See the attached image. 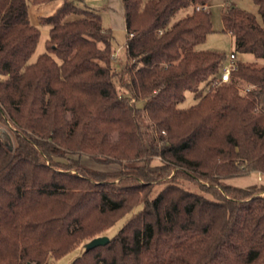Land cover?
<instances>
[{
    "label": "trees",
    "instance_id": "obj_1",
    "mask_svg": "<svg viewBox=\"0 0 264 264\" xmlns=\"http://www.w3.org/2000/svg\"><path fill=\"white\" fill-rule=\"evenodd\" d=\"M209 1L122 0L127 59L118 69L112 29L81 0L40 19L50 32L34 62L40 29L28 0H0V264L61 259L90 234L89 210L105 223L98 233L138 206L107 245L70 264H264V189L220 181L264 173V64L237 61L231 82L214 86L224 57L198 49L212 32ZM253 1L261 22L235 6L222 20L237 53L264 61V0ZM187 92L197 103L181 109ZM142 110L160 134L151 141ZM65 150L143 165L110 176L60 161ZM157 156L163 166L152 167ZM152 183L162 186L156 195Z\"/></svg>",
    "mask_w": 264,
    "mask_h": 264
},
{
    "label": "rangeland",
    "instance_id": "obj_2",
    "mask_svg": "<svg viewBox=\"0 0 264 264\" xmlns=\"http://www.w3.org/2000/svg\"><path fill=\"white\" fill-rule=\"evenodd\" d=\"M82 5L87 6H95V9L101 14L102 16V22L103 26L107 29H112L113 34V41H112V47L114 51V66L120 69L122 65L126 62V42H127V31L124 27V22L121 18L120 12L117 10V6L113 8L111 11L109 6V3L111 0H81ZM120 2V0H118ZM30 3V0H28ZM80 2V1H79ZM121 4V2H120ZM238 7L242 10L251 12L257 16L259 21L261 22V17L258 12V7L254 3L253 0H210L208 3V7L205 8L206 11L210 13L211 21H212V32L207 36L206 41L198 47L199 50H209V51H215L219 54H221L224 57V64L227 65L229 63V56L231 53H235L236 56L243 62H258V64H264V61L257 60L252 55H242L236 52L235 50V44L233 37L225 31L223 20H222V14L223 12L229 8V7ZM198 10V9H197ZM203 10V9H201ZM38 28L40 29V39L36 48V51L32 58L30 59V62H34L38 59V57L46 52V43L47 39L49 38V32H50V25L48 24H39ZM214 86H217L214 84ZM237 87L240 89L241 93H244L243 90L247 89L246 87L242 85H237ZM117 88L120 94L122 95H129L131 94L127 91V89L122 88L119 83H117ZM212 88V87H211ZM211 88H205L203 91L205 93L209 92ZM137 105L142 108L144 106L143 101H137ZM197 103V99L195 97L194 92H187L186 93V99L183 103L180 104L181 109H189L192 106H194ZM70 118V115L67 116ZM137 121L140 124L142 128V132H144L145 137L148 141H151L154 137H159L160 134H158L156 131V127L153 124L152 120L149 118L146 111L142 110L137 115ZM0 128L8 129L7 127L3 126V123L0 121ZM9 138L7 141L10 145H15L14 136L9 132ZM162 134L165 136L166 132H162ZM119 133L117 131L111 132V138L113 140L118 139ZM158 146L161 147L162 143H158ZM128 151L131 154H134L135 151H138L139 147L137 144H130L128 146ZM66 156L61 158L60 161L63 162H72L77 161L80 162L84 168L91 172L96 173H102L106 175H117L119 173H123L125 175L132 174L134 169L142 167L143 163L138 160H132V161H121L119 158L113 157V156H106V155H98L97 153H87V152H76L71 150H65ZM50 164V163H48ZM152 167H161L163 166L162 159L157 156L155 157L151 162ZM63 171V170H62ZM78 170H73L71 173L77 174ZM174 171L172 175H174ZM172 175L170 177H172ZM220 181L223 184L226 185H232V186H238L243 188H250V187H258L261 189H264V173L262 172H252L251 174L245 175L241 174V176L231 177L229 179H220ZM120 183V179L115 180V184L118 185ZM141 184H145L142 182ZM147 184V183H146ZM145 184V185H146ZM154 184V185H153ZM150 185V184H149ZM152 192H154V195L158 192V190L162 187L161 185H157L155 183H152ZM147 189L145 191H147ZM261 196H264V193L260 194ZM142 206H138L134 209L132 213L127 214L126 217L119 220L115 225H113L110 228L104 229L101 232H95L97 226L104 227L105 223L100 222L99 223V217L94 212V210H89V213L86 216V219L84 221V227L86 229H90V234L83 236L75 250H73L68 255L64 256L61 259H54L53 257H49L47 259L46 264H70L73 262L77 257L83 255L85 253V245L90 242L92 239L101 237V236H107L110 239L117 234V232L122 228L124 222L126 221L131 214L134 212H138Z\"/></svg>",
    "mask_w": 264,
    "mask_h": 264
},
{
    "label": "crops",
    "instance_id": "obj_3",
    "mask_svg": "<svg viewBox=\"0 0 264 264\" xmlns=\"http://www.w3.org/2000/svg\"><path fill=\"white\" fill-rule=\"evenodd\" d=\"M64 2L65 0H53L48 3L33 4L32 0H30L29 14H30V19H31L32 24L35 26H38L40 24V19L42 17H48V16L53 15L64 4ZM120 2L118 0H111L107 8L108 9L110 8V10L112 11L113 8H115L116 6L118 7L117 10L120 12L121 18L124 22V27L126 28L125 17H124V7H123L122 0H120ZM87 7L96 10L95 6L94 7L87 6Z\"/></svg>",
    "mask_w": 264,
    "mask_h": 264
},
{
    "label": "built area",
    "instance_id": "obj_4",
    "mask_svg": "<svg viewBox=\"0 0 264 264\" xmlns=\"http://www.w3.org/2000/svg\"><path fill=\"white\" fill-rule=\"evenodd\" d=\"M198 10L201 9V7L197 8ZM205 9V8H204ZM237 61H240V59L236 56L235 53H231L229 56V63L227 65H222V73L220 76V79L215 84L219 83H230L231 82V73L236 70V63ZM249 91L248 89L243 90L244 93H247Z\"/></svg>",
    "mask_w": 264,
    "mask_h": 264
},
{
    "label": "water",
    "instance_id": "obj_5",
    "mask_svg": "<svg viewBox=\"0 0 264 264\" xmlns=\"http://www.w3.org/2000/svg\"><path fill=\"white\" fill-rule=\"evenodd\" d=\"M1 132H4L5 133V130L4 129H1ZM109 242H110V238L107 237V236L97 237V238L92 239L90 242H88L85 245V250L88 251V250L94 249V248L99 247V246H105ZM28 264H33V263H28Z\"/></svg>",
    "mask_w": 264,
    "mask_h": 264
}]
</instances>
